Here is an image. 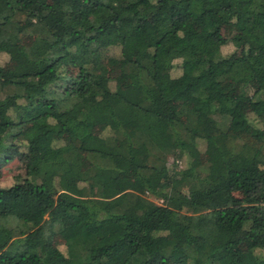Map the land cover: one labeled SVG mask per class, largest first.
I'll use <instances>...</instances> for the list:
<instances>
[{
    "label": "trees",
    "instance_id": "trees-1",
    "mask_svg": "<svg viewBox=\"0 0 264 264\" xmlns=\"http://www.w3.org/2000/svg\"><path fill=\"white\" fill-rule=\"evenodd\" d=\"M11 50L0 264H264V0H0Z\"/></svg>",
    "mask_w": 264,
    "mask_h": 264
},
{
    "label": "rangeland",
    "instance_id": "rangeland-1",
    "mask_svg": "<svg viewBox=\"0 0 264 264\" xmlns=\"http://www.w3.org/2000/svg\"><path fill=\"white\" fill-rule=\"evenodd\" d=\"M235 26L230 23L222 24L221 31L224 36H231L235 31ZM25 43H28L29 40L25 39ZM233 49V45L231 43L225 44L222 46V52L228 53ZM118 50L115 49L112 52V55L108 58L107 63L109 66V73L115 78V81L120 83L121 81V75L119 70V59L117 58ZM21 55L16 50H11L8 52H0V64H4L6 66L12 65L13 63H16L20 59ZM114 81V82H115ZM226 86L230 88L233 91L238 90L239 86L237 84L231 85L229 81H226ZM255 88V86L252 84L250 85V93ZM96 132H99L101 128L96 127L94 129ZM202 150H203V145ZM208 159L207 154L202 151L199 156L196 158V161L198 163H203L205 160ZM185 160H182L180 162L181 166H185ZM32 165L29 163L27 159L23 157V154L20 155V157L14 158L2 167V173L0 176V182L1 184H11L15 179V175L25 176L27 172L29 171V167ZM54 245L60 248L61 250H64L65 245L63 243V240L59 236H55L54 238ZM261 254L264 255V250L261 251Z\"/></svg>",
    "mask_w": 264,
    "mask_h": 264
}]
</instances>
